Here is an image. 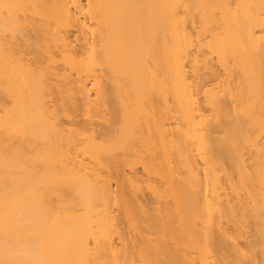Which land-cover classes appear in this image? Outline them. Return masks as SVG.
<instances>
[{
  "label": "bare ground",
  "instance_id": "1",
  "mask_svg": "<svg viewBox=\"0 0 264 264\" xmlns=\"http://www.w3.org/2000/svg\"><path fill=\"white\" fill-rule=\"evenodd\" d=\"M0 264H264V0H0Z\"/></svg>",
  "mask_w": 264,
  "mask_h": 264
},
{
  "label": "rangeland",
  "instance_id": "2",
  "mask_svg": "<svg viewBox=\"0 0 264 264\" xmlns=\"http://www.w3.org/2000/svg\"><path fill=\"white\" fill-rule=\"evenodd\" d=\"M136 167H137V166H136ZM141 171H142V169L140 168V166H138L137 168L134 169V172H135L136 174L138 173V175H140L141 173L143 174V171H142V172H141ZM126 172H128V170H126ZM142 174H141V175H142ZM112 185H113L112 188L115 187L113 183H112ZM113 189H115V188H113ZM145 194H146V192L144 193V195H143L142 198L145 197V198L147 199L148 196H146L147 194H146V195H145ZM145 198H144V199H145ZM148 199H149V198H148ZM148 199H147V201H148ZM147 201H146V202H147ZM149 201H150V199H149ZM149 201L147 202L148 204L150 203ZM149 205H150V204H149Z\"/></svg>",
  "mask_w": 264,
  "mask_h": 264
}]
</instances>
